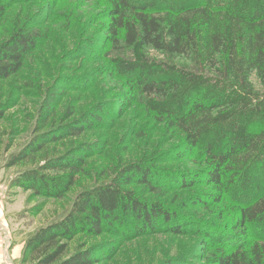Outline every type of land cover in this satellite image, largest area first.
<instances>
[{"label": "trees", "instance_id": "obj_1", "mask_svg": "<svg viewBox=\"0 0 264 264\" xmlns=\"http://www.w3.org/2000/svg\"><path fill=\"white\" fill-rule=\"evenodd\" d=\"M105 11V39L115 71L130 90L148 99L153 117L178 134L172 152L197 164L187 169V183L182 178L172 188H210L205 199L195 197L194 206L229 203L235 231L252 230L254 236L264 232V0H107ZM42 38L39 30L21 27L2 42L0 79L19 72ZM159 54L162 59H155ZM101 109L96 105L69 123L41 132L12 154L8 165L31 160L47 144L80 136L100 121ZM42 114L49 119L48 113ZM95 146L73 145L38 168L19 173L13 184L62 198L85 172ZM152 159L126 162L106 181L80 191L67 214L28 239L25 256L34 264H97L108 258L107 251L83 242L71 252L75 237L180 234L183 229L173 211L131 188L143 185L157 191L161 168ZM262 238L224 236L208 264H264Z\"/></svg>", "mask_w": 264, "mask_h": 264}, {"label": "rangeland", "instance_id": "obj_2", "mask_svg": "<svg viewBox=\"0 0 264 264\" xmlns=\"http://www.w3.org/2000/svg\"><path fill=\"white\" fill-rule=\"evenodd\" d=\"M106 5L107 0H0V44L21 27L39 30L43 36L21 70L0 79V264H34L24 250L40 227L62 218L80 191L106 181L120 165L150 156L161 168L157 191L150 192L143 185L131 188L143 199L173 211L183 231L126 239L109 233L93 238L79 235L70 244L71 252L86 242L107 251L108 258L97 264H160L175 258V264H208L224 236L264 238L262 231L256 236L252 230L235 231L229 203L194 206L195 197L205 199L210 188H172L182 178L187 183V169L197 164L172 152L178 134L166 130L150 113L148 99L130 90L127 80L115 71L108 55L111 44L105 39ZM162 57L159 54L155 59ZM99 104L100 121L92 128L78 137L47 144L29 161L8 165L12 154L36 141L41 132L69 123ZM43 112L49 119L43 118ZM80 142L96 143V150L86 158V170L76 185L62 198L37 195L13 184L19 173L38 168L46 158Z\"/></svg>", "mask_w": 264, "mask_h": 264}, {"label": "built area", "instance_id": "obj_3", "mask_svg": "<svg viewBox=\"0 0 264 264\" xmlns=\"http://www.w3.org/2000/svg\"><path fill=\"white\" fill-rule=\"evenodd\" d=\"M2 226L0 225V236L2 235Z\"/></svg>", "mask_w": 264, "mask_h": 264}]
</instances>
